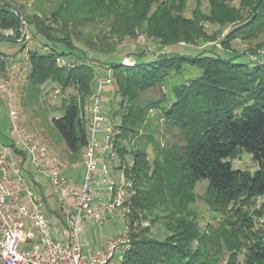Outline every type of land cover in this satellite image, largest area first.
Segmentation results:
<instances>
[{
  "label": "trees",
  "instance_id": "16d2710c",
  "mask_svg": "<svg viewBox=\"0 0 264 264\" xmlns=\"http://www.w3.org/2000/svg\"><path fill=\"white\" fill-rule=\"evenodd\" d=\"M202 1L185 17L189 0H33L29 10L6 0L25 36L41 46L27 51L22 92L37 97L46 84L73 91L56 109L63 114L49 121L69 156L81 158L88 145L84 110L94 76H111L114 158L107 160L122 176L131 235L120 264H264V200L257 207L264 197V40L257 41L264 0H204L206 8ZM90 27L99 31L93 40L76 44ZM6 30L12 36L0 40L21 39L19 19L0 5V32ZM140 33L169 52L117 51ZM198 37L212 45L187 47ZM238 40L255 45L235 50ZM8 67L0 53V77ZM185 67L200 75L166 89L167 78ZM154 91L157 97L144 99ZM15 152L25 167L26 154ZM243 153L258 165L252 174L232 166ZM201 181L207 185L198 197ZM197 199L221 217L216 225L199 227L191 210Z\"/></svg>",
  "mask_w": 264,
  "mask_h": 264
},
{
  "label": "built area",
  "instance_id": "2783aa9c",
  "mask_svg": "<svg viewBox=\"0 0 264 264\" xmlns=\"http://www.w3.org/2000/svg\"><path fill=\"white\" fill-rule=\"evenodd\" d=\"M29 67L26 53L8 67L7 75L14 82L0 86V99L8 112V130L15 137L12 146L0 143V264H120L131 246L128 225L111 240L102 242L96 251L84 252L81 243L87 226L102 229L117 211L126 212L122 180L117 183L107 160L108 156L114 158L110 153L113 125L103 110L102 95L105 87L112 86L111 76H94L87 108L88 145L81 157L82 175L72 182L63 176L62 163L47 146L20 126L18 98L14 96L17 87L25 83ZM15 150L24 152L27 162L50 183L57 201L71 208L60 224L52 223L44 211L43 199L27 186L24 162Z\"/></svg>",
  "mask_w": 264,
  "mask_h": 264
},
{
  "label": "rangeland",
  "instance_id": "374dc122",
  "mask_svg": "<svg viewBox=\"0 0 264 264\" xmlns=\"http://www.w3.org/2000/svg\"><path fill=\"white\" fill-rule=\"evenodd\" d=\"M11 1L26 6L28 10L30 9V6L33 2V0H11ZM194 1L195 0H189L188 7L184 12L185 17L190 16V9L193 7ZM231 2L232 5L237 6L239 0H231ZM202 6L203 8H206V2L204 0L202 1ZM227 30H228L227 28L223 30L222 36L227 34ZM9 32L13 33L10 30H6L0 32V35H2L3 37H10L12 35H9ZM97 32L99 31L96 30V27L82 29L80 30V35L83 39L81 38L78 41L76 39L75 43L77 44L79 41L81 43L91 39L93 40V37ZM263 40H264V34L258 35L257 41L262 42ZM179 44H180L179 46H185L186 43L180 42ZM187 44H188L187 47H189L191 50H200L203 47L212 45V43L208 44L207 41H205L204 38L202 37L195 38V42H191ZM254 45L255 43H248L238 40L232 43L231 47L234 48L235 50L240 51V50L248 49ZM33 49H41V46L37 41H34L29 34L25 36L23 41H18L17 43H14L11 40H6V39L0 40V53L6 55L7 61L9 62L11 60L23 59L27 51ZM138 49H142V50L145 49L151 52L161 53V54L169 52L168 47H162L159 43L151 41V39H148L146 35L143 33H140L134 39H127L121 44H119L117 51L138 50ZM263 51H264V46L262 47V52ZM27 73L25 75H27ZM199 75H200V70L196 68L185 67L184 73L182 75L167 78L165 85L166 89H169L173 85L181 84ZM112 88L108 86L105 87L102 95L103 110L106 114H109L110 112L109 104L111 103L112 100L111 95L113 94L114 91ZM71 94H73V91L71 89L67 90L64 94H62L58 88H55L51 84H46L42 86L40 93L37 94V97L36 94L35 96L31 94L29 97V95H26L25 93L22 92V85H19L17 87V93H15L14 97L18 98L17 104L20 108L19 122L22 130L29 134L36 135L39 138V140H41L47 146L49 153L51 155L56 156L60 162L66 164V162L68 161L69 164L70 163L79 164L80 158L77 159L76 157H71L68 155V153L64 150L65 148L62 142L59 140V138L55 134L52 135L51 133L52 130L49 126V121L52 118L60 117L63 114V111L56 110L59 108L62 98H68L69 95ZM157 96H158L157 91H154L152 93H147L144 99H151ZM87 108L88 105L85 107L84 110L86 123H88V118H89ZM0 114L3 115L6 128L9 129L7 108L0 105ZM2 134L4 133L3 132L0 133V138ZM8 138L10 139L11 135H9ZM127 163H130L129 159H127ZM231 163L234 169L248 171L251 174L258 169L257 163L247 153H243L239 158L232 160ZM70 171L72 172L73 176L75 177L77 176V169L76 170L71 169ZM112 173L117 183L119 182L121 183L122 180L121 173L120 172L119 173L112 172ZM35 179L36 181H40L41 185L39 186L35 183H30L29 185L31 189L34 192H37L40 196L43 195V197L46 198V201H48L49 204L56 205L57 199L51 193L52 191H51L50 183L47 182L44 179V177H42L38 173L35 175ZM206 185H207L206 181H201L199 184H197L195 193L198 197H200L204 193ZM262 200H264V197L259 198L257 200V207H259ZM191 210L196 215L197 222L200 228L205 227L207 224L214 226L221 219L219 215L211 212L207 208V206L204 205L199 199H197L195 204L191 206ZM45 212L48 216H50V212L47 209H45ZM124 221H125L124 211L119 210L111 218V220L108 221L103 226L102 229H96L92 226L88 228L86 232L87 234L84 235L86 240L82 238L81 241L88 242V244L93 248H98V245L101 241L111 240L114 236H116L118 233L121 232L123 227L127 225L124 224ZM258 223L261 224L264 228V216L260 220H258ZM152 232H155V230L153 229Z\"/></svg>",
  "mask_w": 264,
  "mask_h": 264
},
{
  "label": "crops",
  "instance_id": "0c3cea01",
  "mask_svg": "<svg viewBox=\"0 0 264 264\" xmlns=\"http://www.w3.org/2000/svg\"><path fill=\"white\" fill-rule=\"evenodd\" d=\"M20 60H11L10 62L8 61V64H12L14 62H18ZM7 72H8V69H7ZM7 72L4 76L0 77V86H9L10 85V82H14L12 81V78H9V76L7 75ZM0 105L5 106V102L4 100L0 99ZM87 126H88V123H87ZM3 132L4 134H2L1 138H0V143L2 144H6V142H10L12 140L15 139V137L11 134H9V130L6 128V125H5V120L3 118V115L0 114V133ZM9 135H11V138L9 139ZM99 138H102V135H99ZM65 150V149H64ZM84 152V151H83ZM62 165H63V168H62V174L65 178H67L69 181H72V182H75V181H78L82 175V164H81V158H80V162L79 164L77 163H70L67 161L66 164L61 162ZM76 170L77 169V176H73L72 175V172L70 170ZM39 174V172L30 164V163H26L25 164V167H24V176H25V179H26V183H27V186L29 187V189L39 195L37 192H34L31 187H30V183H35L37 185H41L40 184V181H36L35 179V175L36 174ZM48 182V181H47ZM40 196V195H39ZM43 197V195L41 196ZM45 199V202H44V207H46V209L48 210H51L55 213V215L53 216V218H51L52 220V223L54 224H60L61 223V218L64 214H68L70 211H71V208L63 203V206H62V203L60 202H56V205H51L48 203V201H46V198L44 197ZM45 210V209H44ZM111 220V219H110ZM109 220V221H110ZM91 226H87L85 231L81 234V240L82 238L86 240L85 236L87 233V229L90 228ZM107 241V240H106ZM102 242L104 241H101L98 245V248H93L91 247L88 242H82L81 243L83 244V251L85 252L86 250L88 249H93L94 251L98 250L102 244Z\"/></svg>",
  "mask_w": 264,
  "mask_h": 264
},
{
  "label": "water",
  "instance_id": "95a60500",
  "mask_svg": "<svg viewBox=\"0 0 264 264\" xmlns=\"http://www.w3.org/2000/svg\"><path fill=\"white\" fill-rule=\"evenodd\" d=\"M0 5H3L5 7L10 8L15 13L16 17L19 19V26H20V30H21V39L19 41H23L25 38V33L23 31V28H22L21 16H20L19 12L16 10V8L13 5H11L10 3L6 2V1L0 0ZM12 42L17 43L18 41H12Z\"/></svg>",
  "mask_w": 264,
  "mask_h": 264
}]
</instances>
